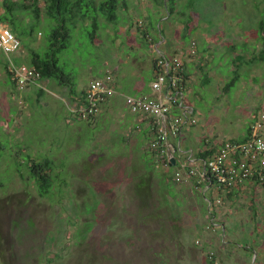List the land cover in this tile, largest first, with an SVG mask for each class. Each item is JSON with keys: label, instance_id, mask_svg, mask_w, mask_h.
Returning a JSON list of instances; mask_svg holds the SVG:
<instances>
[{"label": "rangeland", "instance_id": "1", "mask_svg": "<svg viewBox=\"0 0 264 264\" xmlns=\"http://www.w3.org/2000/svg\"><path fill=\"white\" fill-rule=\"evenodd\" d=\"M101 1L84 7L89 17L77 24L69 47L59 53V65L74 76L76 89L100 75L105 61L106 68L121 67L115 76L126 95L135 93L137 80L150 83L145 25L154 33L161 24L166 35L170 30L185 44L198 32L222 30L232 41L225 51L235 49L245 59L264 49L258 38L264 0H176L174 5L166 0H125L124 5L121 0L116 21L100 10ZM40 4L43 12L44 0ZM27 11L18 12L23 20H11L10 26L25 31V41L34 29L30 46L50 51L57 21L44 13L38 17L33 8ZM179 24L186 25L184 38ZM229 53L215 56L213 63L221 70L215 78L202 84L203 76L196 74L191 84L189 99L198 122L185 131L193 148L205 138L221 143L245 137L264 110V60L239 64ZM18 54L30 56L27 49ZM140 55L147 65L133 76L131 59ZM11 58L17 65L27 63ZM6 62L0 49V264H208V254H215L218 264H264L263 188L249 183L236 198L225 196L223 205L214 208L213 229L205 199L217 194L209 190L204 195L207 187L198 185V175L176 181L177 168L151 152V138L146 130L136 131L125 104L80 120L70 109L75 94L67 85L47 79L48 84L38 81L45 95L38 94L39 87L20 90L6 73ZM232 63L242 66V77L223 91L233 75ZM55 82L68 87L67 103L65 92L62 98L51 94ZM30 158L54 163L47 195L39 193L30 176Z\"/></svg>", "mask_w": 264, "mask_h": 264}, {"label": "built area", "instance_id": "2", "mask_svg": "<svg viewBox=\"0 0 264 264\" xmlns=\"http://www.w3.org/2000/svg\"><path fill=\"white\" fill-rule=\"evenodd\" d=\"M5 0H0V5ZM0 49L7 56L18 54L23 50L22 40L4 22H0ZM195 41L192 53L195 54ZM155 78L152 88L164 92V97L150 95L128 96L126 103L129 109L136 114H143L152 119L155 128V137L149 143V149L159 152V156H167L164 164L177 156V170L175 180L181 181L183 175L199 176L205 181L207 188H212L217 194L214 201L208 199L210 207L222 206L227 192L238 185H247L252 180L259 181L257 186L264 188V112L258 113L251 124L250 137L245 140H223L217 151L211 154L202 164L181 150L180 144H173L172 139L178 138L183 130L195 125L197 117L193 116L192 109L185 107L183 92L179 87L182 81L184 64L179 55L160 54L154 62ZM12 77L16 80L17 87L24 89L28 83L40 78V73L26 64H9ZM115 94V70L107 68L100 77L93 78L87 87L85 102L77 111L79 118L86 120L97 116L103 103ZM178 104L182 114H172V105ZM181 154H185L181 158ZM189 156V158H188ZM176 165V164H175ZM216 218L213 217L209 226L216 228ZM213 255V254H211ZM219 261H215L218 264Z\"/></svg>", "mask_w": 264, "mask_h": 264}, {"label": "trees", "instance_id": "3", "mask_svg": "<svg viewBox=\"0 0 264 264\" xmlns=\"http://www.w3.org/2000/svg\"><path fill=\"white\" fill-rule=\"evenodd\" d=\"M42 0H5L1 5H0V22H4L7 24L11 30L22 40L23 42V50H28L30 52V56L27 58H24L23 56H19V59H23L27 61V66L31 68H35L39 73H40V78L37 80H44V79H53L58 81L59 84H65L69 87L70 93L78 94L77 89L75 88V83L73 81L74 76L71 74H68L65 72L64 68L59 65V53L62 52L63 50L67 49L70 45V40L73 36V29L77 28V24L81 20H86L85 18L89 17V10H85L84 7L88 6L89 3L94 5V7L97 6V1L98 0H89V2H84V0H44L45 6H44V11L42 12V6L40 4ZM120 1L121 0H102L100 4V10L104 12H108L110 14V19L116 21L118 19V9L120 7ZM167 2H171L172 5L175 4L176 0H166ZM126 1L124 0V5ZM33 8L34 12H36L37 16H41L42 13L44 15L48 14L51 16L54 20L57 21V25L54 27L53 32L51 36L54 38L55 41L51 43V50L45 53L40 52L39 50L33 49L30 46V40L33 38L34 35V29H31L30 32H28L32 37L28 40H24V34L26 33L19 27L13 25L10 26V21L11 20H23L18 18V12H27V10ZM24 10V11H23ZM170 10H173V8H170ZM30 14V13H29ZM43 17V15H42ZM94 26L98 27V23L96 20L94 21ZM260 36L259 39L263 43L264 47V19L261 20L260 23ZM21 53V52H20ZM257 58H260L264 60V49H262L258 55H255L251 61L256 60ZM245 60L244 54H239L236 58V62H240V64H243L241 61ZM10 62H6L5 69L7 75L11 78L13 85L17 86L16 80L12 77V73L9 68ZM237 64V63H236ZM107 69V68H106ZM105 69V70H106ZM113 69V68H111ZM105 70L103 71L102 75L104 74ZM116 71V68H114ZM240 65L235 68L233 71V75L231 79L226 82V84L223 86V91H229L231 87L235 86L236 83L240 80L242 77V73L240 72ZM182 81L181 85L179 86L181 90H183L184 87V71L182 72ZM97 78V77H96ZM36 80V81H37ZM43 89H40V94L42 93ZM86 96V91L81 92V98L83 99V103L85 102V97ZM108 100V99H107ZM106 100V101H107ZM105 101V102H106ZM104 102V103H105ZM103 103V105H104ZM102 111V110H101ZM264 112V110H261ZM259 111V112H261ZM258 112V113H259ZM100 114V113H99ZM172 114H181V110L178 104H173L172 105ZM258 115V114H257ZM96 116L92 117L95 118ZM257 117V116H256ZM256 117L253 119L252 123L256 119ZM77 118H79V115L77 113ZM92 118L86 119L85 121H90ZM80 120H83L79 118ZM251 123V124H252ZM155 130V128H154ZM155 132V131H154ZM251 134V125L248 129V134L245 137L242 138H227V139H234V140H241L245 141L250 137ZM226 140V139H225ZM219 144H212L210 142H207L203 150H200L196 156H195V163L189 162V165H196L198 162L200 164L203 163L205 159H207L211 154L217 151ZM155 156L159 157L160 160H166L168 159L167 156L161 157L159 156V152L156 150L151 151ZM176 160V165H171L172 159L168 162V166H173V168H176L177 165V156H174ZM29 167V172L30 176L36 180V183L38 185L39 193L44 196L47 195L54 183L55 177L52 175V170L54 168V163L51 159L46 158L44 161H38L33 158L29 159L28 163ZM198 185H203L207 186L205 181L202 182H197ZM259 181L256 179L252 180L250 184H252V187L256 186ZM247 185H238L233 187L231 190L227 192V197L230 199L234 197L233 193L235 195H239V192L241 190H244ZM264 187V185H263ZM264 189V188H263ZM212 190V188H207L206 192L204 193L206 195L207 191ZM211 201H214V199H209ZM143 204V203H142ZM207 204H208V199H207ZM216 208L213 206V208L209 206L208 204V213L210 218L214 217L216 215ZM212 223H210L211 225ZM209 225V226H210ZM209 257H207V262L208 264H215L216 261V256L215 254L211 255L208 254Z\"/></svg>", "mask_w": 264, "mask_h": 264}, {"label": "crops", "instance_id": "4", "mask_svg": "<svg viewBox=\"0 0 264 264\" xmlns=\"http://www.w3.org/2000/svg\"><path fill=\"white\" fill-rule=\"evenodd\" d=\"M147 2H150V1L147 0ZM137 27H138L137 29H139L140 31L145 29L144 38L146 40V43L149 47L150 52L152 53V57H151V68L153 70L152 71V81L155 78L154 62H155V59L160 54L181 56V59H182L183 64H184V82H183V84L184 83L185 84H184L182 92H183L184 99L186 98L185 107L192 109L194 112L193 116L197 117V119H198V114L196 113V108L189 99V92L191 91V84L193 83L194 80H196V77H197L196 74H200L203 76L201 83L204 84L210 80L209 78H211V77L215 78V76L217 75L216 72L219 73L221 71L218 68V66L213 63V60L216 58L215 56L218 53H224L225 54V53L230 52V49H228V48H227L228 50L226 49V51H225L226 45H228V47H230L229 44L232 43V41H229V37H227V33H224L222 30L218 31V32H209L208 30H205L202 33L198 32L196 36H194L193 38L190 39L189 44H185V42L183 40H180V36L172 38L170 30L167 31V35H166L165 34L166 32L164 33V31L162 30L161 24L155 29L154 33H150V31H148L146 29L147 28L146 25L142 26L143 29L140 28V25H138ZM179 27L181 28L180 34H182V37L184 35L188 34V32L185 33V28H186L185 24H179ZM139 30H138V32H140ZM214 35L216 37V40L214 38ZM218 38H221V40H222V46H220V48L217 47V45H218L217 42H219ZM194 41H195V46H196L195 54L192 53V45H193ZM245 43L247 44V42H245ZM134 44H135L134 47H136V48L139 46L136 42ZM2 53H4V52L2 51ZM229 54L232 56L231 60L234 61L235 58L239 54H242V53H240L234 49V53L232 52ZM14 55H16V57H18V58L20 56V54H14ZM254 56L249 57V58L245 59L244 61L247 62V60H249V62H250ZM6 58L9 60L10 63H15L13 61V59L11 58V56L6 55ZM131 60L133 63L135 62L133 64L135 66L134 67L135 71L133 72V76H139L141 73V70L143 68H145V66L147 65L145 63V61L143 60V56L140 55L139 58L137 57V58H133ZM22 64H27V63L21 62L19 65H22ZM107 66H109V65L105 61L100 75H98L96 77L102 76V73L106 69ZM240 67H242V66H240ZM244 67L245 66H243V68ZM114 68H116L118 70L121 67L115 66ZM235 68H236V65L232 63L230 70L233 72L235 70ZM245 69H246V67H245ZM96 77H94V78H96ZM92 79L93 78H91L89 81H87L85 83L83 82L82 85L79 87V89L77 88L78 92L86 91L88 84ZM44 80H45V83L48 84L46 81L47 79H44ZM38 81H40V80H37V81L35 80L33 82L28 83L27 88L30 87L29 89H31L32 87H39L37 90H38V94H40V89L41 88L43 89V87L40 85V83H38ZM152 81L147 84V82L145 80H143V78L140 80H137L134 84V89H135L134 92L135 93L126 95L119 90V83L117 82V79L115 76V94L112 97H110L104 103V105L102 107V110H106L109 108L116 110L118 107H121L122 105L125 104L127 106L128 110L134 115L133 122L138 124V126L135 127L136 131H138V133H140L142 130H146V132L149 135V138H151L150 141L155 137V132H154V128H153L154 127V123H153L154 121L152 119H150L149 117H147L146 115L133 113L129 109V107L126 103V98L128 96H141V95H150L153 97H164L165 96L164 92H158L152 88ZM220 83L221 82L218 79V85H220ZM56 85H58V84L56 83ZM65 88H68V87L65 85L64 86L58 85L56 87H51L50 92H52L51 94L54 95L55 97L62 98L60 93L65 92V90H64ZM20 90H23V89H20ZM28 90H26V91H28ZM42 93H44V95H45L44 89H43ZM42 93H41V95H42ZM73 97L74 98H70V100L73 102V106L70 109L72 111H74V113L77 116V111L83 106L82 103H83L84 98H81V94L80 95L75 94ZM84 97H85V95H84ZM62 99L65 101V103H67V99H68L67 93H66L65 97H63ZM184 112H185V109H182L181 113L183 114ZM186 129H188V128H186ZM185 130H183L181 132V134L179 135L178 138L172 139L171 141L173 142V144H177V143L180 144L181 150L184 153L189 152V155L194 159H195L196 154L200 150H203V148L205 147L207 142H210V143L216 144V145L220 143L218 140L205 138L204 140L200 141L201 143L197 146V148H193L189 144V135L186 133ZM247 134H248V132H247ZM188 158H189V156H188ZM182 159H184V158H182ZM233 195H234L233 199L237 197V195H235V193H233ZM205 201H207V199H205ZM205 203H207V202H205ZM207 206H208V204H207Z\"/></svg>", "mask_w": 264, "mask_h": 264}, {"label": "water", "instance_id": "5", "mask_svg": "<svg viewBox=\"0 0 264 264\" xmlns=\"http://www.w3.org/2000/svg\"><path fill=\"white\" fill-rule=\"evenodd\" d=\"M175 164H176V160H175V158H172L171 165H175Z\"/></svg>", "mask_w": 264, "mask_h": 264}]
</instances>
